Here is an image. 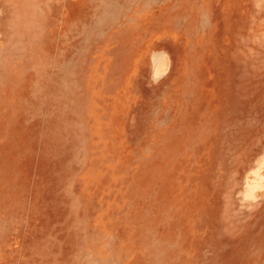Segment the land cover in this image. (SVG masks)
<instances>
[{
  "label": "rangeland",
  "instance_id": "rangeland-1",
  "mask_svg": "<svg viewBox=\"0 0 264 264\" xmlns=\"http://www.w3.org/2000/svg\"><path fill=\"white\" fill-rule=\"evenodd\" d=\"M0 264H264V0H0Z\"/></svg>",
  "mask_w": 264,
  "mask_h": 264
}]
</instances>
